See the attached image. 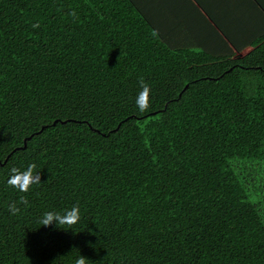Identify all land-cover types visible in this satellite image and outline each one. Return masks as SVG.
Masks as SVG:
<instances>
[{
  "label": "trees",
  "instance_id": "trees-1",
  "mask_svg": "<svg viewBox=\"0 0 264 264\" xmlns=\"http://www.w3.org/2000/svg\"><path fill=\"white\" fill-rule=\"evenodd\" d=\"M32 163L41 183L7 184ZM73 205L74 225L38 222ZM81 255L264 264V36L217 55L172 47L135 0H0V264Z\"/></svg>",
  "mask_w": 264,
  "mask_h": 264
},
{
  "label": "crops",
  "instance_id": "crops-1",
  "mask_svg": "<svg viewBox=\"0 0 264 264\" xmlns=\"http://www.w3.org/2000/svg\"><path fill=\"white\" fill-rule=\"evenodd\" d=\"M174 48L235 55L264 36V0H135Z\"/></svg>",
  "mask_w": 264,
  "mask_h": 264
},
{
  "label": "clouds",
  "instance_id": "clouds-1",
  "mask_svg": "<svg viewBox=\"0 0 264 264\" xmlns=\"http://www.w3.org/2000/svg\"><path fill=\"white\" fill-rule=\"evenodd\" d=\"M69 15H71L73 18H77L75 10L71 11ZM39 26L40 25L38 22L32 25L33 28H38ZM153 35H157L155 30L153 31ZM138 83L141 90L137 94L136 105L140 112H145L147 111L150 104L151 86L145 81L143 77L139 79ZM35 169V163L29 164L26 170L23 171L17 167H12L10 169V176L7 180V184L11 187L18 189L20 192H27L31 185L41 183L40 173L36 172L34 174ZM20 205L28 207V199L24 196H21L18 201H12L11 203H9L8 211L10 212V214H19L21 211ZM79 220V205H73L70 209H65L63 213L47 211L41 216L38 222L42 226H49L52 225L53 222H55V225L60 228V226L64 225H74ZM86 259V257L81 255L76 259L75 264H86Z\"/></svg>",
  "mask_w": 264,
  "mask_h": 264
}]
</instances>
